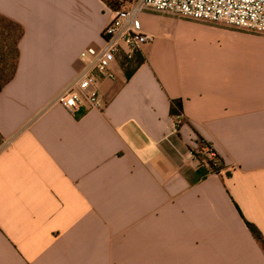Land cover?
Here are the masks:
<instances>
[{
    "label": "crops",
    "instance_id": "obj_1",
    "mask_svg": "<svg viewBox=\"0 0 264 264\" xmlns=\"http://www.w3.org/2000/svg\"><path fill=\"white\" fill-rule=\"evenodd\" d=\"M0 14L25 30L0 89V264H264L247 226L264 237V35L144 12V62L75 116L56 100L103 44L105 2Z\"/></svg>",
    "mask_w": 264,
    "mask_h": 264
},
{
    "label": "built area",
    "instance_id": "obj_2",
    "mask_svg": "<svg viewBox=\"0 0 264 264\" xmlns=\"http://www.w3.org/2000/svg\"><path fill=\"white\" fill-rule=\"evenodd\" d=\"M111 22L104 30V42L81 53L82 68L57 97L56 102L72 115L105 108L102 84L114 81L117 69L124 71L152 37L138 29L144 12L168 13L180 18L222 25L264 35V0H138L129 9H112ZM217 166L216 153L207 148Z\"/></svg>",
    "mask_w": 264,
    "mask_h": 264
},
{
    "label": "trees",
    "instance_id": "obj_3",
    "mask_svg": "<svg viewBox=\"0 0 264 264\" xmlns=\"http://www.w3.org/2000/svg\"><path fill=\"white\" fill-rule=\"evenodd\" d=\"M105 4L112 9H129L133 3H129L128 7L123 5L124 0H102ZM25 30L19 23L0 14V89L2 90L8 85L15 77L20 59L19 45L23 39ZM144 62V59L138 54L129 62L125 68L127 77L129 78L132 73ZM183 112V103L181 100L172 101L171 113L174 116H180ZM2 137L0 135V142ZM203 145H206L205 143ZM208 147V145H206ZM216 157L221 161L217 154ZM210 166L216 172H220L221 166H217L213 159L208 160ZM247 226L257 242L260 244L264 251V237L261 231L252 223L247 222Z\"/></svg>",
    "mask_w": 264,
    "mask_h": 264
},
{
    "label": "rangeland",
    "instance_id": "obj_4",
    "mask_svg": "<svg viewBox=\"0 0 264 264\" xmlns=\"http://www.w3.org/2000/svg\"><path fill=\"white\" fill-rule=\"evenodd\" d=\"M133 2H134V0H124V1H123V5H124L125 7H128V5H130L129 3H133ZM136 2H137V1H136ZM136 2H135V3H136ZM133 4H134V3H133ZM133 4H132V5H133ZM132 5H131V6H132Z\"/></svg>",
    "mask_w": 264,
    "mask_h": 264
}]
</instances>
